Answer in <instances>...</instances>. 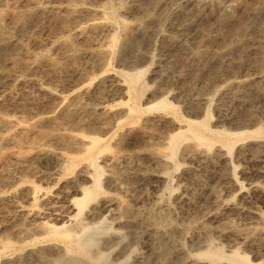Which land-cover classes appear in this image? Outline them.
Listing matches in <instances>:
<instances>
[{"label": "rangeland", "instance_id": "374dc122", "mask_svg": "<svg viewBox=\"0 0 264 264\" xmlns=\"http://www.w3.org/2000/svg\"><path fill=\"white\" fill-rule=\"evenodd\" d=\"M10 8L25 16L0 31V264H55L36 227L76 218L106 221L109 264H264V0ZM187 129L206 142L171 158ZM92 138L103 194L78 215Z\"/></svg>", "mask_w": 264, "mask_h": 264}, {"label": "bare ground", "instance_id": "6f19581e", "mask_svg": "<svg viewBox=\"0 0 264 264\" xmlns=\"http://www.w3.org/2000/svg\"><path fill=\"white\" fill-rule=\"evenodd\" d=\"M23 16H25V13L24 14L23 12L18 13L13 8H10L5 11H0V31L2 27H4L3 26L5 24L4 22L8 17H12L15 20L19 21L23 18ZM128 78L132 84L135 83V78L132 75H129ZM130 112H134V110L130 109ZM200 125L204 126L200 123L199 124L197 123V126L200 127ZM189 138H192L201 144L206 142V139L198 131L195 130L192 131L190 129L180 130L176 135L172 136L170 139L169 146L171 149V154H170L171 158H173L176 153V149L178 148L177 145H179L182 140ZM216 138L219 140H223V137L221 135H216ZM225 140H229V139H225ZM104 149H107V146L101 145L98 138H92L91 146L86 149L84 160H87L88 167H92L95 172L89 174L90 175L89 178L92 179L93 182L92 186L89 188H83L82 189L83 197L81 199H76L74 202L77 207L76 209L78 210V215H81L89 204L97 200L103 194V188L101 182L102 175H101V171L98 168L96 155L98 152ZM33 199L37 200V195H34ZM111 201L113 200H110L109 203H112ZM73 207L75 209V206ZM106 227L107 226L105 220L100 221L98 223H84L83 220H81L80 218H76L72 220V224H70V226H66V225L57 226L54 224L42 223L40 225H37L36 231L43 232L46 235L45 239L55 243L54 247H56L59 250L58 251L59 257H57L58 259L54 262L55 264H80L78 262L79 259L81 260L83 259V261H87V262L89 261V263L91 264H109L108 263L109 255L99 250L100 243L102 239H104L102 236L106 232L105 230ZM37 243L39 244L40 241ZM8 246L9 245L4 246L3 249H6ZM0 247H2L1 244ZM95 248L98 249L97 252L93 251ZM42 252L43 251L40 249L39 250L35 249L34 251L30 252L25 259H29V258L42 259L41 258L43 256ZM214 254L215 251L209 249L206 252H203L199 255L202 258L208 259L214 257L215 256ZM227 257L228 260L234 263H247V257L242 256L236 252L232 253V255ZM224 258L226 259V255Z\"/></svg>", "mask_w": 264, "mask_h": 264}]
</instances>
